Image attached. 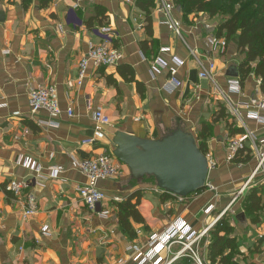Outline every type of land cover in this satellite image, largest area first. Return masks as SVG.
<instances>
[{"label":"crops","instance_id":"0c3cea01","mask_svg":"<svg viewBox=\"0 0 264 264\" xmlns=\"http://www.w3.org/2000/svg\"><path fill=\"white\" fill-rule=\"evenodd\" d=\"M171 2L180 32L163 22L167 17L160 0L151 9L150 26L137 0H53L45 7L39 0L26 7L22 0H0V264H139L136 256L150 250V235L179 219L197 232L208 229L195 244L200 261L191 254L177 255L183 245L175 243L160 253L158 264H216L210 256L211 230L223 216L233 227L236 263L264 264V180L255 171L257 150L246 139L245 149L229 159L228 146L249 131L256 142L264 136L262 124L248 118L242 104L264 94L261 78L253 72L241 78L239 66L246 55L235 39L217 35V16H185ZM102 26L112 27V45L122 59L112 66L90 63L78 84L79 62L104 40ZM211 34L226 43L211 45ZM210 62L213 77H201ZM234 71L238 74H230ZM172 77L180 84L170 85ZM233 78L240 81L238 93L230 90ZM37 85L56 86L61 113L31 111L29 92ZM99 107L110 125L95 121L93 111ZM51 120L59 125L47 123ZM177 129L192 132L204 144L212 166L207 185L183 198L161 188L153 176H133L115 156L113 143L118 131L160 139ZM105 150L121 165L122 176L97 181L108 198L92 207L78 193L89 183L78 160ZM25 159L42 171L24 164ZM53 165L61 168L58 177L50 175ZM11 180L28 186L15 195L5 187ZM253 190L261 202L252 212L244 203ZM30 192L38 209L25 217ZM132 195L133 202L140 199L143 219L131 217L132 228L125 229L118 206ZM114 196L122 200L114 201ZM103 209L108 216L101 215Z\"/></svg>","mask_w":264,"mask_h":264},{"label":"built area","instance_id":"2783aa9c","mask_svg":"<svg viewBox=\"0 0 264 264\" xmlns=\"http://www.w3.org/2000/svg\"><path fill=\"white\" fill-rule=\"evenodd\" d=\"M161 9L165 12L166 19L163 20L164 23L170 25L177 32H180V22L173 18L172 16V7L173 4L171 0H160ZM99 33L104 35V40L98 44L92 45L88 53L82 57L79 62L78 67V76L77 83L82 84L84 78L87 75V69L90 63H94L96 66H112L116 65L122 59V52L118 47L112 45L114 31L110 26H102L99 29ZM209 43L211 45L226 43L225 39L218 37L216 34H211L209 37ZM213 68L214 63L210 62L208 67H204L200 72L201 77H213ZM180 84V81L175 77H172L170 80V85L177 86ZM230 90L233 92H240V81L238 78H233L229 80ZM224 94V93H223ZM226 101L229 103L227 95L224 94ZM29 102L32 112H37L40 110H45L52 115L61 113V106L57 96V88L55 85H37L30 89L29 92ZM246 108V115L250 119H254L262 124L264 130V94H258L251 96L248 101L242 103ZM233 108V104H230ZM234 113L237 114L239 118L241 115L239 111L234 110ZM68 114L73 116L74 111L72 108L68 109ZM93 117L98 125H110L112 123L110 117L105 114L102 108H97L93 111ZM51 125H59V122L56 120H51L47 122ZM250 139L254 142L255 148L258 154V164L255 171L259 169L264 180V136L260 138V141L256 142L257 136L252 132H248L242 137H234L229 141V159H234L238 155L239 150L245 149V141ZM91 139L86 140L90 142ZM209 160V159H208ZM210 163V160H209ZM24 164L27 166L31 165L37 171H42V167L37 163H29L26 159ZM79 169L87 176L89 183L81 185L78 188V193L80 198L87 204L92 207H95L98 203L105 201L108 196L106 193L97 187L96 183L100 179H115L122 176L121 165L116 162L113 158V155L107 150L96 155L95 157H88L78 160ZM209 167H212L209 164ZM50 175L52 177H58L61 168L53 165L50 168ZM255 171L252 175L255 174ZM28 184L24 181L11 180L6 184V189L9 192H12L15 195L21 194L23 189L27 187ZM245 185L238 191V196L244 190ZM158 190V189H157ZM183 198L182 196H180ZM114 201H121L122 197L114 196L111 197ZM237 197L234 198V200ZM26 207L24 210V216H30L37 212L36 199L33 193H28L26 198ZM214 209V206L211 205L208 207V210L211 211ZM101 215L108 216L109 210L103 209ZM225 213L223 210L220 213V216ZM208 229H205L202 232H197L189 223L185 220H177L173 222L165 231L162 233H153L149 238V247L150 250L142 255L141 252H138L136 259L139 264H147L150 261L152 263L158 264L161 261L159 257L160 253L168 249L170 250L175 243L182 244V249L177 253V255L191 254L199 260L198 252L195 249V244L201 239V237L207 232ZM46 232L48 228L45 227ZM136 247V246H135ZM177 257V256H176ZM200 261V260H199ZM96 264V263H91Z\"/></svg>","mask_w":264,"mask_h":264},{"label":"trees","instance_id":"16d2710c","mask_svg":"<svg viewBox=\"0 0 264 264\" xmlns=\"http://www.w3.org/2000/svg\"><path fill=\"white\" fill-rule=\"evenodd\" d=\"M35 0H22L26 7ZM53 0H39L40 6L45 7ZM181 9L183 15L191 13H207L211 17L219 16L217 35L225 36L227 41L235 39L238 49L245 53L246 57L241 62L239 73L241 78H246L253 72L261 78V89L264 93V0H173ZM137 4L146 11L149 26L152 23L150 12L156 6V0H137ZM223 110V109H222ZM205 152V146L200 144ZM132 195L118 206V216L125 229H131L130 218L142 220L137 204L133 202ZM261 194L253 190L245 200V209L254 211L261 202ZM233 227L227 216L217 221L211 230L212 240L210 243L211 262L216 264H237L233 259L234 239L231 237ZM232 251L225 254L228 248ZM219 258V260H218Z\"/></svg>","mask_w":264,"mask_h":264},{"label":"water","instance_id":"95a60500","mask_svg":"<svg viewBox=\"0 0 264 264\" xmlns=\"http://www.w3.org/2000/svg\"><path fill=\"white\" fill-rule=\"evenodd\" d=\"M113 143L115 156L130 167L133 176H153L166 191L186 196L207 185L209 160L190 131L177 129L160 139L118 131Z\"/></svg>","mask_w":264,"mask_h":264},{"label":"rangeland","instance_id":"374dc122","mask_svg":"<svg viewBox=\"0 0 264 264\" xmlns=\"http://www.w3.org/2000/svg\"><path fill=\"white\" fill-rule=\"evenodd\" d=\"M217 18H219V19H220V17H219V16H217Z\"/></svg>","mask_w":264,"mask_h":264}]
</instances>
